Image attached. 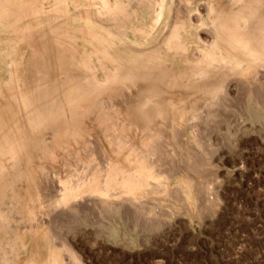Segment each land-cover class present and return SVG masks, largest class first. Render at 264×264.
Returning <instances> with one entry per match:
<instances>
[{
  "label": "bare ground",
  "instance_id": "obj_1",
  "mask_svg": "<svg viewBox=\"0 0 264 264\" xmlns=\"http://www.w3.org/2000/svg\"><path fill=\"white\" fill-rule=\"evenodd\" d=\"M0 38V201L15 190L48 216L19 232L30 246L18 264H86L71 242L50 246V220L97 207L119 212L167 192L157 166L175 141L192 143L189 128L216 122L245 98L264 108V0H1ZM201 148L188 164L200 178L218 153ZM54 171L49 212L44 175ZM177 197L167 206L196 213L200 195ZM50 255L58 256L50 263Z\"/></svg>",
  "mask_w": 264,
  "mask_h": 264
},
{
  "label": "rangeland",
  "instance_id": "obj_2",
  "mask_svg": "<svg viewBox=\"0 0 264 264\" xmlns=\"http://www.w3.org/2000/svg\"><path fill=\"white\" fill-rule=\"evenodd\" d=\"M201 2L202 0H198V3ZM183 5L185 6L184 2ZM181 14L183 17L186 16V11ZM203 36L206 35L203 34ZM26 76L31 83L35 82L36 78L33 74L27 73ZM245 97L243 96V98ZM245 100L246 98L238 101L240 105L236 104L237 106L233 109L229 107V110H225L226 113L225 111L221 113L217 121L213 122L214 125L208 123L209 126L206 124L207 128H205V124L199 123V127L189 128L187 136L188 139L191 138L192 143L189 142L190 145L186 144L188 140L184 138L178 142L175 141L173 147H169L168 152L178 157L168 153L167 158L165 157L159 162L156 170V174L163 186L167 188V192L161 191L153 195L154 197L150 195L151 199L149 195L145 196L144 199L140 196V199L136 198L135 204H128L119 212L118 210L115 211L113 207L103 209V207L96 206L103 210L97 208L82 209V211L79 210V213L72 214L67 220H50L49 224H52V228L55 230L56 227V230H53L56 236H52L50 246L52 248L56 246L58 249L65 244V241L71 242L70 244L74 246L86 264H264V108H255L257 105L255 100H250L249 104H246ZM249 105L251 109L247 108ZM205 113L202 114V116L204 115L202 119L207 117L205 115H208L209 111L208 114ZM229 113L232 114L229 115ZM216 125L219 127L217 128ZM203 127L205 129H202ZM214 127L218 131L214 130ZM197 132H200L199 135ZM176 142L177 144H175ZM199 145L207 150H218V153L206 162L205 168L207 170L204 172L205 177L203 176L205 181L203 177L200 178V172L196 166L192 170L188 169V164L192 161L195 163L203 150ZM186 147L194 154H191L192 160L184 155L187 153ZM174 150L177 151L174 153ZM171 156H174L175 159ZM170 157L172 159H169ZM179 157L183 159V162ZM184 160H187V163ZM168 166L174 172L166 170L165 168ZM212 169H215L213 170L214 173H212ZM62 170H64L65 175H69L65 172V170H69L68 167L61 168V172ZM53 173L50 176L43 174L48 177L46 183L48 182L50 189L43 205L45 211L49 208L52 209L58 199V195L54 192L55 188H53L55 185L57 186L58 173ZM190 175L193 176L192 181H188ZM201 181L203 188L200 186ZM193 186L195 191L189 189ZM207 186L211 187L207 188ZM189 190L201 197L198 208L195 210L197 214H190L184 207H179L180 210L177 208L173 211V208L167 206L174 199L176 201L177 196H183ZM10 194L5 196L7 199L4 197L0 201V205H2L0 206V215L3 216L0 222L2 228H0V237L2 236L0 238V264L20 263L24 256H27L26 252L30 245L28 240L21 239L19 232H22L24 226L29 225L31 227L35 225L33 224L35 221L38 224L48 218L46 215L39 217L38 208L35 206L31 209L17 191L12 190ZM165 197L166 199H164ZM154 198L155 200L158 199V202H155ZM160 201L163 203H159ZM51 209L48 211L51 212ZM161 209H165L167 213L173 212L175 217L165 220L166 212ZM105 211H107V215ZM10 214L13 215L10 216ZM164 214L165 216L162 217ZM22 216L25 218L24 221H22L24 219ZM28 217H32V219L29 220ZM150 217L153 220L151 223ZM9 223L12 224L10 227ZM54 224H58V226ZM7 229H9L10 234ZM7 234L10 237H5ZM57 256L50 255L49 262L51 263L53 258ZM65 258L67 255H61L62 260Z\"/></svg>",
  "mask_w": 264,
  "mask_h": 264
}]
</instances>
